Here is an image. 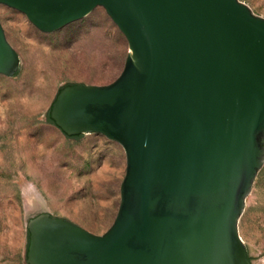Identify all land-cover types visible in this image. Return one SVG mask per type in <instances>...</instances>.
Returning <instances> with one entry per match:
<instances>
[{
  "label": "water",
  "instance_id": "95a60500",
  "mask_svg": "<svg viewBox=\"0 0 264 264\" xmlns=\"http://www.w3.org/2000/svg\"><path fill=\"white\" fill-rule=\"evenodd\" d=\"M53 33L102 7L128 41L107 85L61 88L50 119L126 154L102 235L28 221L27 264H253L239 223L264 165V17L240 0H0ZM21 66L0 21V75Z\"/></svg>",
  "mask_w": 264,
  "mask_h": 264
},
{
  "label": "rangeland",
  "instance_id": "374dc122",
  "mask_svg": "<svg viewBox=\"0 0 264 264\" xmlns=\"http://www.w3.org/2000/svg\"><path fill=\"white\" fill-rule=\"evenodd\" d=\"M264 17V0H240ZM21 66L0 75V264H27L28 221L68 219L98 235L113 225L126 173L123 147L100 134L66 136L49 121L66 85H107L124 70L128 41L102 7L53 33L0 4ZM253 264H264V165L239 223Z\"/></svg>",
  "mask_w": 264,
  "mask_h": 264
},
{
  "label": "trees",
  "instance_id": "16d2710c",
  "mask_svg": "<svg viewBox=\"0 0 264 264\" xmlns=\"http://www.w3.org/2000/svg\"><path fill=\"white\" fill-rule=\"evenodd\" d=\"M48 117H49V121L51 122V123H53L54 124V122L50 119V112H49V115H48ZM81 135H79V136H75V137H80ZM71 138H74V137H71ZM250 260H251V258H250Z\"/></svg>",
  "mask_w": 264,
  "mask_h": 264
}]
</instances>
